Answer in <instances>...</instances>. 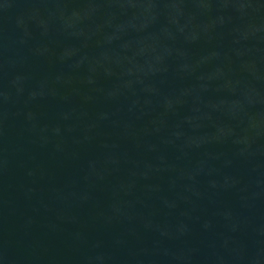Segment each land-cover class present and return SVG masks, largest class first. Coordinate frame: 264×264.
<instances>
[{
  "label": "water",
  "instance_id": "obj_1",
  "mask_svg": "<svg viewBox=\"0 0 264 264\" xmlns=\"http://www.w3.org/2000/svg\"><path fill=\"white\" fill-rule=\"evenodd\" d=\"M0 264H264V0H0Z\"/></svg>",
  "mask_w": 264,
  "mask_h": 264
}]
</instances>
